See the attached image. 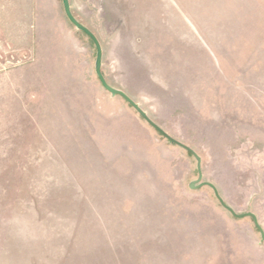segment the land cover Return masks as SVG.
<instances>
[{
    "label": "rangeland",
    "instance_id": "rangeland-1",
    "mask_svg": "<svg viewBox=\"0 0 264 264\" xmlns=\"http://www.w3.org/2000/svg\"><path fill=\"white\" fill-rule=\"evenodd\" d=\"M69 3L105 81L264 229V0ZM94 60L61 0H0V264H179L208 241L218 263L222 241L264 246L250 217L188 188L194 157L111 97Z\"/></svg>",
    "mask_w": 264,
    "mask_h": 264
},
{
    "label": "water",
    "instance_id": "water-1",
    "mask_svg": "<svg viewBox=\"0 0 264 264\" xmlns=\"http://www.w3.org/2000/svg\"><path fill=\"white\" fill-rule=\"evenodd\" d=\"M62 2V8H63V12L65 17L67 18V20L78 30L82 31L85 35H87L91 41L93 42L94 46H95V60H94V72L95 75L97 76L100 84L102 85V87L110 93L111 97L114 96H120L122 97L138 114L139 116L146 122L148 123L153 129H155L159 134H161L164 138H166L170 143L176 144L180 147H182L183 149H185L186 151H188L189 153H191L195 160H196V168H197V172H198V176L196 179L190 181L188 183V187L190 189H196L199 188L203 185H208L209 187H211L214 191V194L216 196V198L219 200V202L221 203V205L234 217L236 218H242V217H250L253 220V223L256 227V229L258 230L259 234H260V239L261 241L264 242V230L263 228L259 225L256 215L251 212V211H247L244 213H236L234 211V209H232V207L228 206L226 203H224V201L221 199V197L218 195V192L216 190V188L214 187L213 184H211L210 182H206V181H201L202 179V172H201V168H200V157L197 155V153L191 149L189 146L185 145L184 143L176 140L175 138H173L172 136H170L167 132H165L159 125H157L154 121H152L147 113L139 106L138 103H136L135 101H133L124 91L118 89V88H114L112 86H110L104 79L102 73H101V59H102V48L101 45L98 41V39L96 38V36L86 27L84 26L82 23H80L71 13L70 10V4H69V0H61Z\"/></svg>",
    "mask_w": 264,
    "mask_h": 264
},
{
    "label": "crops",
    "instance_id": "crops-1",
    "mask_svg": "<svg viewBox=\"0 0 264 264\" xmlns=\"http://www.w3.org/2000/svg\"><path fill=\"white\" fill-rule=\"evenodd\" d=\"M251 243L250 251L243 252L235 251L234 248H231L230 243L222 241V257L218 258L219 262L216 263L218 255L217 244L214 241H208L207 252H192L190 253V257L181 258L182 261L179 264H264V246L260 245L259 241ZM230 249L235 252L230 251Z\"/></svg>",
    "mask_w": 264,
    "mask_h": 264
},
{
    "label": "flooded vegetation",
    "instance_id": "flooded-vegetation-1",
    "mask_svg": "<svg viewBox=\"0 0 264 264\" xmlns=\"http://www.w3.org/2000/svg\"><path fill=\"white\" fill-rule=\"evenodd\" d=\"M191 154V153H190ZM192 155V154H191ZM198 155V154H197ZM193 156V155H192ZM199 156V155H198ZM194 157V156H193ZM200 157V156H199ZM195 159V158H194ZM196 161V160H195ZM200 168H201V158H200ZM196 170H197V168H196ZM202 172V171H201ZM197 176H198V172H197ZM202 177H203V175H202ZM196 179V178H195ZM194 180V179H193ZM192 181V180H191ZM201 181L203 182V180L201 179ZM206 182H209V181H206ZM211 183V182H210ZM211 184H213V183H211ZM214 185V184H213ZM203 186H208V185H203ZM202 187V186H201ZM209 187V186H208ZM215 187V186H214ZM189 188V187H188ZM200 188V187H199ZM211 188V187H210ZM216 188V187H215ZM196 189H198V188H196ZM212 189V188H211ZM217 190V189H216ZM212 191H213V189H212ZM218 192V191H217ZM213 194H214V191H213ZM218 195H219V193H218ZM214 196H215V194H214ZM220 196V195H219ZM216 197V196H215ZM221 197V196H220ZM217 199V198H216ZM221 199H222V197H221ZM218 200V199H217ZM223 200V199H222ZM224 201V200H223ZM218 202H219V200H218ZM225 203V202H224ZM219 204L221 205V203L219 202ZM228 205V204H227ZM222 206V205H221ZM229 206V205H228ZM223 207V206H222ZM224 208V207H223ZM225 209V208H224ZM256 218H257V216H256ZM253 221V220H252ZM257 221H258V219H257ZM259 223V222H258ZM254 224V223H253ZM260 225V224H259ZM255 226V225H254ZM261 226V225H260ZM262 227V226H261ZM264 230V229H263ZM260 235V234H259ZM261 240V239H260ZM263 242V241H262ZM264 243V242H263Z\"/></svg>",
    "mask_w": 264,
    "mask_h": 264
}]
</instances>
